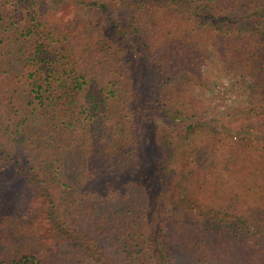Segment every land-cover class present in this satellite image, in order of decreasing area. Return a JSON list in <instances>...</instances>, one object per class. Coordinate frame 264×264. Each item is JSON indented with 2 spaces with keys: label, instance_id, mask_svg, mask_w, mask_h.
<instances>
[{
  "label": "trees",
  "instance_id": "obj_1",
  "mask_svg": "<svg viewBox=\"0 0 264 264\" xmlns=\"http://www.w3.org/2000/svg\"><path fill=\"white\" fill-rule=\"evenodd\" d=\"M67 1L0 0V264H264V0Z\"/></svg>",
  "mask_w": 264,
  "mask_h": 264
},
{
  "label": "rangeland",
  "instance_id": "obj_2",
  "mask_svg": "<svg viewBox=\"0 0 264 264\" xmlns=\"http://www.w3.org/2000/svg\"><path fill=\"white\" fill-rule=\"evenodd\" d=\"M49 11L56 14L57 16H64L66 21H72L73 23L83 24L84 22L100 19L96 16L95 11H90L84 8L75 7L72 4H68L67 0H47ZM99 22V20H98ZM218 59H215L214 62H210V67L207 70L206 79L208 85H206L203 89L198 92V99L202 100L203 104L207 105L210 111L220 113L224 111H228L231 107H241L246 106V96H247V88L245 87L243 82L234 81L231 83L232 74H228L227 71L222 70L221 66L217 64ZM213 82H216L215 87V104H212V99L210 97L209 87L211 88ZM210 100V101H209ZM2 152H0V164L2 163L3 157ZM4 164V163H3ZM9 167L7 170L13 172L14 168L11 164H7ZM9 181V178L5 179ZM32 187H30L27 183H24L23 186L17 187V193H22L23 195H27L29 200L33 202L36 200L35 195L32 193ZM23 198V197H22ZM17 227V226H15ZM9 231V229H8ZM7 231V232H8ZM6 232V234H7ZM2 236V237H1ZM4 239V234H0V248L5 249L2 245ZM6 242V241H5ZM49 252L47 256L51 258L65 257L67 255H75L76 260H70L67 264H91L89 261L81 260L79 255V251L75 249V251L69 249V246H65L64 252L53 253L55 248L48 247ZM46 249V248H45Z\"/></svg>",
  "mask_w": 264,
  "mask_h": 264
}]
</instances>
